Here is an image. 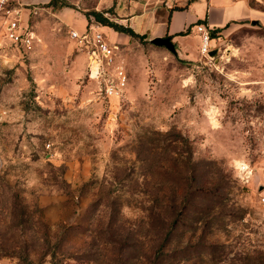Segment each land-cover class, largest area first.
Segmentation results:
<instances>
[{"label":"rangeland","instance_id":"374dc122","mask_svg":"<svg viewBox=\"0 0 264 264\" xmlns=\"http://www.w3.org/2000/svg\"><path fill=\"white\" fill-rule=\"evenodd\" d=\"M25 2L38 39L0 66V264H264V18L216 36L213 58L107 34L119 50L96 80L82 23L58 14L87 26L115 5ZM161 217L178 220L162 250Z\"/></svg>","mask_w":264,"mask_h":264},{"label":"crops","instance_id":"0c3cea01","mask_svg":"<svg viewBox=\"0 0 264 264\" xmlns=\"http://www.w3.org/2000/svg\"><path fill=\"white\" fill-rule=\"evenodd\" d=\"M105 1L110 5H115L112 14L119 17V20L116 21L133 28L136 33L144 37V40L151 41L155 37L171 36L178 55L185 59H193L200 53L202 38L196 29L198 25H207L209 29L222 28L218 32L220 35L235 25L255 21L259 17L264 18V10L255 3L258 2L257 0ZM58 16L64 26L71 19L76 20L79 24L82 23L81 28L70 27L71 29L83 32L86 28L87 18L85 15L75 16V14H69L67 10H63L59 11ZM110 19L113 20V18ZM101 29L106 35L112 36V41L127 44V46L134 43L133 41L136 39L127 33L115 31L109 26L102 25ZM186 30H189L187 34L180 35V32ZM109 41L111 42V40ZM212 44L215 45V42L213 41ZM79 71L81 70L79 69ZM80 74L81 72H77L75 77H81L82 74Z\"/></svg>","mask_w":264,"mask_h":264},{"label":"built area","instance_id":"2783aa9c","mask_svg":"<svg viewBox=\"0 0 264 264\" xmlns=\"http://www.w3.org/2000/svg\"><path fill=\"white\" fill-rule=\"evenodd\" d=\"M25 10L31 11L25 0H0V66L8 65L12 61L10 55L15 56L16 52L30 53L38 39L36 31L29 23V13L27 14ZM196 29L202 38L200 54L206 58H213L215 55L211 53L215 51L212 44L214 38H211L209 27L201 24ZM70 37L81 50H88V75L91 79L99 80L106 66L115 62L119 46L107 39L106 33L101 30L94 17H91V22L83 32L71 29ZM90 57L96 59V66L92 64ZM127 84L128 76L124 66H117L116 77L107 81L105 95L120 98L124 95ZM239 171L244 179H251L250 166L241 165Z\"/></svg>","mask_w":264,"mask_h":264},{"label":"trees","instance_id":"16d2710c","mask_svg":"<svg viewBox=\"0 0 264 264\" xmlns=\"http://www.w3.org/2000/svg\"><path fill=\"white\" fill-rule=\"evenodd\" d=\"M49 6H54V0H51V2L49 3ZM109 12V11H107ZM90 15L94 16L96 21L101 23L102 25L104 26H109L111 28H113L115 31H118V32H123V33H127L129 35H131L132 37H135V38H143V36L139 35L138 33H136L133 28H131L130 26H125L123 24H119L118 22L110 19L108 16H105L104 12H100V11H97V10H94L92 12H90ZM222 30V28H217V29H210V34H211V38H215L216 36H218V32H220ZM189 32V30H186L185 32H180V35H184V34H187ZM185 183H188L187 181ZM177 193V192H176ZM182 194V202L184 203H188L189 202V193L187 191H182L181 192ZM172 202V200L170 201ZM169 203V201H168ZM162 219V228H160L159 232L161 234H163L164 232V237L162 238V243L160 245V249H164L166 248V245L169 243V236L171 234V230L168 229L167 227H174L176 224H177V221L175 219V221L173 222L172 225H169L166 221V218L165 217H161ZM165 227H166V230H165Z\"/></svg>","mask_w":264,"mask_h":264},{"label":"water","instance_id":"95a60500","mask_svg":"<svg viewBox=\"0 0 264 264\" xmlns=\"http://www.w3.org/2000/svg\"><path fill=\"white\" fill-rule=\"evenodd\" d=\"M151 42L159 47H165L173 54L177 55V49L175 43L172 41L171 36H165V37H155L151 39ZM216 51H213L211 55H215Z\"/></svg>","mask_w":264,"mask_h":264},{"label":"bare ground","instance_id":"6f19581e","mask_svg":"<svg viewBox=\"0 0 264 264\" xmlns=\"http://www.w3.org/2000/svg\"><path fill=\"white\" fill-rule=\"evenodd\" d=\"M90 60H91L92 64H94L96 66V59L94 57H90ZM93 60L95 61V63L93 62Z\"/></svg>","mask_w":264,"mask_h":264}]
</instances>
